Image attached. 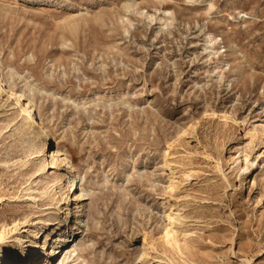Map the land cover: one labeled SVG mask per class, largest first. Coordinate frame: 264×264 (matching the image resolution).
<instances>
[{
  "label": "rangeland",
  "instance_id": "rangeland-1",
  "mask_svg": "<svg viewBox=\"0 0 264 264\" xmlns=\"http://www.w3.org/2000/svg\"><path fill=\"white\" fill-rule=\"evenodd\" d=\"M3 6L0 71L33 99L86 195L72 264H138L144 246L152 264H264V0ZM6 105L0 93V249L77 199L56 192L64 168ZM167 203L185 209L175 242Z\"/></svg>",
  "mask_w": 264,
  "mask_h": 264
},
{
  "label": "bare ground",
  "instance_id": "bare-ground-1",
  "mask_svg": "<svg viewBox=\"0 0 264 264\" xmlns=\"http://www.w3.org/2000/svg\"><path fill=\"white\" fill-rule=\"evenodd\" d=\"M210 8L212 9L213 6ZM10 12L6 6L0 8V15L8 16ZM139 14L143 15L144 12L140 11ZM77 28L78 24L74 25L73 30H77ZM212 40H215L214 36ZM12 79L6 80L0 71V93H5L6 95V108L8 111L13 112V121L19 120L18 128L25 132L31 128L34 129L37 138L43 144L42 149L37 153L42 154L45 162L47 159L51 160L52 169L64 168L63 173H60L55 179L54 188L56 192L59 191L64 196L76 188L75 196L77 199L72 200V205L70 206L71 197L69 198V193L67 197L69 203L66 212H62L60 216H57L51 222H43L41 226L34 225L26 235L18 236L13 246L0 249V264H72L75 260L72 262L70 260L76 254L74 245L85 234L87 231L86 227H88L85 222V210L87 207L84 204L86 195L84 191H81L80 194L77 192V176L73 171L74 166L67 154L60 146L50 147V141L54 139V136L42 117H39L33 99L27 97L24 90L18 89L15 83L11 81ZM216 113L214 112L213 114L216 115ZM221 114L234 124H239L238 119L228 111H222ZM169 157L170 154L165 152L167 162H169ZM75 201H77V204L74 206ZM177 205L167 203L163 212L166 225L164 236L166 240L174 239V242L176 235L186 223L185 209ZM58 212H61V210L58 209ZM47 227H49L48 230ZM176 244L178 243L176 242ZM150 254L148 246H144L139 252L138 264H152L153 259Z\"/></svg>",
  "mask_w": 264,
  "mask_h": 264
}]
</instances>
